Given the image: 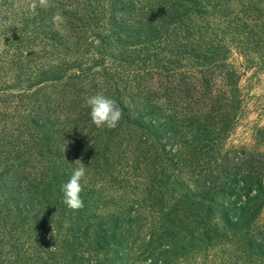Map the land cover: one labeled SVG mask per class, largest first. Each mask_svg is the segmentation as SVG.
Here are the masks:
<instances>
[{
    "label": "rangeland",
    "instance_id": "rangeland-1",
    "mask_svg": "<svg viewBox=\"0 0 264 264\" xmlns=\"http://www.w3.org/2000/svg\"><path fill=\"white\" fill-rule=\"evenodd\" d=\"M32 3L0 0V264H264V0Z\"/></svg>",
    "mask_w": 264,
    "mask_h": 264
},
{
    "label": "clouds",
    "instance_id": "clouds-1",
    "mask_svg": "<svg viewBox=\"0 0 264 264\" xmlns=\"http://www.w3.org/2000/svg\"><path fill=\"white\" fill-rule=\"evenodd\" d=\"M39 6L48 7L49 0H38ZM37 7L36 0H33L31 8ZM64 17L60 13L53 16L54 22H62ZM87 107L90 109V119L98 129H115L123 118V111L115 99L109 98L102 92L85 97ZM78 165L72 172L70 179L62 185L63 202L71 210L76 211L84 206L81 198L83 186L81 181L86 177V168L78 159Z\"/></svg>",
    "mask_w": 264,
    "mask_h": 264
}]
</instances>
